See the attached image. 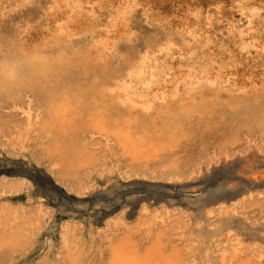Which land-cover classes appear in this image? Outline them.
Returning <instances> with one entry per match:
<instances>
[{"label":"bare ground","instance_id":"bare-ground-1","mask_svg":"<svg viewBox=\"0 0 264 264\" xmlns=\"http://www.w3.org/2000/svg\"><path fill=\"white\" fill-rule=\"evenodd\" d=\"M253 138L264 149V0H0V148L21 142L67 191L85 195L102 174L175 182L192 172L183 147L200 142L209 163ZM24 183L0 176V264L26 254L50 216L11 203ZM142 206L109 216L97 241L67 220L36 264H264L243 233L203 250L183 209ZM234 212L264 227L255 195Z\"/></svg>","mask_w":264,"mask_h":264},{"label":"rangeland","instance_id":"rangeland-1","mask_svg":"<svg viewBox=\"0 0 264 264\" xmlns=\"http://www.w3.org/2000/svg\"><path fill=\"white\" fill-rule=\"evenodd\" d=\"M211 136L212 134L206 136L210 144L215 141V135ZM16 144V150L19 153L9 154L0 148V176L25 179L21 192L9 196V199L12 204L14 202L13 205L48 208L50 216L47 217L46 227L37 238L39 241L31 245L26 254L19 255L15 261L3 264H36L49 244L56 245L61 226L67 220L79 221V227L86 240L97 241L100 229L109 216L126 210L127 219L132 220L140 214L142 205L149 212L152 211V214L157 209L166 212H177L178 209H183L186 217L189 218L186 234L190 233L192 237L204 239L200 244L203 250H210L216 242L222 240L221 235H226L229 230L243 233L264 247V233H261L264 229L262 222L255 226H247L243 218L238 217L234 212V202L241 195L253 194L264 201V149L260 148L255 138L246 139L241 145L226 148L224 154L217 151L214 154V160L212 159L209 163L202 155L204 145L202 146L200 142L183 147L179 157L183 158V168L185 164L186 166L189 164L185 166V169L190 168L192 172L191 176L181 177L182 180L170 182L143 176L123 180L118 175L102 174L96 177L93 185L82 196L67 191L50 174L46 159L37 162L31 153L22 151L21 142ZM232 154L233 157H231ZM199 155L202 156L198 157ZM195 158L201 159L199 168L192 162ZM251 190L252 193H250ZM222 204L223 207L220 210L217 209ZM211 210L215 215L212 220L209 219L212 215ZM255 214L259 216L258 211ZM92 241L91 245L95 247L96 244ZM54 255L50 260L54 259ZM97 263L99 264L100 260H97Z\"/></svg>","mask_w":264,"mask_h":264}]
</instances>
